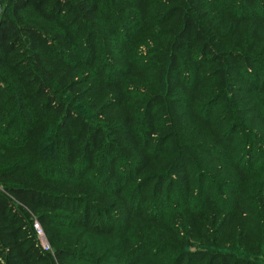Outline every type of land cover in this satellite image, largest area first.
<instances>
[{
  "label": "trees",
  "instance_id": "1",
  "mask_svg": "<svg viewBox=\"0 0 264 264\" xmlns=\"http://www.w3.org/2000/svg\"><path fill=\"white\" fill-rule=\"evenodd\" d=\"M0 3V264H264V0Z\"/></svg>",
  "mask_w": 264,
  "mask_h": 264
},
{
  "label": "rangeland",
  "instance_id": "2",
  "mask_svg": "<svg viewBox=\"0 0 264 264\" xmlns=\"http://www.w3.org/2000/svg\"><path fill=\"white\" fill-rule=\"evenodd\" d=\"M2 11H3V5L2 3H0V15ZM80 109L85 115V117L89 118V116L91 115L90 114L91 108L89 104L86 103V104L81 105ZM40 147H41L40 149H42V152H43L42 155L44 156V153H46L48 150L47 141L44 142V144H42ZM18 177L33 181L32 174L29 171L21 173L20 175H18ZM34 222H36V220L33 221V224ZM53 232H57V231H53ZM41 235L42 236H40V238L38 239L40 245L46 246V248L50 250L49 244L46 240V236L42 232H41ZM195 236H197V234H195ZM214 247L221 251L234 252L237 255L242 256V257L251 258L254 260L262 259L260 256L253 254L251 249L248 246H241L236 243V240L234 238V229L232 228H230L228 232L222 236L221 241L218 244H216ZM203 248H212V246H205L204 243L198 239L195 240V243H192V245L189 246V249L191 250L203 249Z\"/></svg>",
  "mask_w": 264,
  "mask_h": 264
},
{
  "label": "built area",
  "instance_id": "3",
  "mask_svg": "<svg viewBox=\"0 0 264 264\" xmlns=\"http://www.w3.org/2000/svg\"><path fill=\"white\" fill-rule=\"evenodd\" d=\"M33 228H34L35 231H36L37 239H39L40 236H42V235H41L42 230H41L39 224H38L37 222H34V224H33ZM42 233H43V232H42ZM41 247H42L44 250H48V249L46 248V246H43V245H42Z\"/></svg>",
  "mask_w": 264,
  "mask_h": 264
}]
</instances>
